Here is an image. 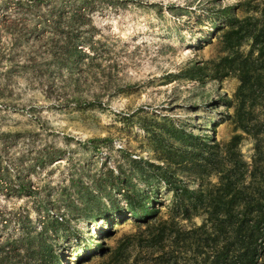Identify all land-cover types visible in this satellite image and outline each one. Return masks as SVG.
Segmentation results:
<instances>
[{
    "label": "rangeland",
    "instance_id": "obj_1",
    "mask_svg": "<svg viewBox=\"0 0 264 264\" xmlns=\"http://www.w3.org/2000/svg\"><path fill=\"white\" fill-rule=\"evenodd\" d=\"M87 7L82 0H0V242L61 217L64 228L46 237L59 264H160L174 231L183 237L191 225L174 216L160 180L189 189L201 180L187 161L190 149L164 125L203 141L208 134L210 145L235 134L223 100L237 80H190L186 72L195 66L207 74L223 56L220 37L204 43L211 23L221 24L220 10L243 19L263 12L264 0H89ZM58 8L63 22L76 9L85 18L73 35L90 57L70 67L47 53L51 18L43 17ZM239 150L249 161V138ZM209 172L207 180H216ZM131 189L152 196L158 219L134 224L123 198ZM109 198L121 210L118 221L107 212ZM171 255L192 264L182 248Z\"/></svg>",
    "mask_w": 264,
    "mask_h": 264
},
{
    "label": "trees",
    "instance_id": "obj_2",
    "mask_svg": "<svg viewBox=\"0 0 264 264\" xmlns=\"http://www.w3.org/2000/svg\"><path fill=\"white\" fill-rule=\"evenodd\" d=\"M88 3L89 0H82L83 7ZM80 11H72L64 22L62 8L43 17L51 18L47 53L52 61L64 67L90 57L73 35L78 21L85 20ZM217 21L221 24L211 23L212 31L204 43L210 44L220 37L223 56L207 74H203V68L193 66L186 77L197 81L203 77L237 80L232 98L223 100L225 106L232 109L227 119L233 124L235 134L222 146L216 142L210 145L207 141L212 136L208 134L203 141L192 133L164 125L166 133L190 149L187 161L199 170L197 175L201 180H196L194 189L166 176L160 180L172 193L174 216L191 224L186 236L182 237L179 230L174 231L169 250L156 257L160 264H177L171 255L174 248L190 253L192 264H264V10L240 19L227 7L219 11ZM244 45H247L245 53L242 52ZM201 74L203 77L198 78ZM246 138L252 143L249 161L242 158L239 150ZM147 166L152 168L150 164ZM137 167L142 181L150 183L143 168ZM209 170L216 180H207ZM123 198L134 224L146 225L159 218L156 202L147 192L126 190ZM108 202L107 212L116 215L118 221L122 217L119 206L110 198ZM102 208L106 209L104 205ZM194 220H199V224H192ZM64 225L65 219L56 217L47 220L38 232L26 233L18 240L6 238L0 242V264H30L34 260L41 264H59L46 237L49 232L56 235ZM160 237L156 236L152 242L158 243ZM96 248L105 251L102 243ZM123 249V246L117 249V258Z\"/></svg>",
    "mask_w": 264,
    "mask_h": 264
}]
</instances>
